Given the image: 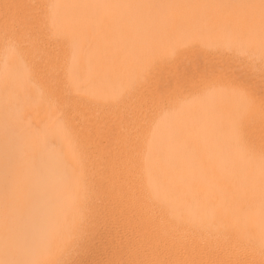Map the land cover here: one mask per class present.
<instances>
[{"label":"bare ground","instance_id":"obj_1","mask_svg":"<svg viewBox=\"0 0 264 264\" xmlns=\"http://www.w3.org/2000/svg\"><path fill=\"white\" fill-rule=\"evenodd\" d=\"M138 11L130 0H0V264H264L263 166L239 156L233 170L203 171L149 153L158 144L130 74ZM97 33L114 55L102 83L90 56L84 74ZM30 216L40 231L22 245Z\"/></svg>","mask_w":264,"mask_h":264},{"label":"rangeland","instance_id":"obj_2","mask_svg":"<svg viewBox=\"0 0 264 264\" xmlns=\"http://www.w3.org/2000/svg\"><path fill=\"white\" fill-rule=\"evenodd\" d=\"M130 1L139 3L138 13L131 15L134 23L130 33L134 40L130 47V74L138 84L134 100L146 102V119L142 115L139 124L142 128L152 124L148 138L155 146L158 144L149 153L163 161L164 157L197 161L200 163L196 169L203 171L233 170L236 167L229 164L239 156L250 157L264 167V0ZM150 9L154 11L149 12ZM110 13L104 11L99 16L106 19ZM95 35L85 39L84 74H88L85 71L90 56L94 58L91 65L97 69L94 82L102 83L105 72L114 64V55L107 46L111 37L105 36V42L99 41V33ZM145 97L149 101L153 98V103ZM167 102L174 105L166 108ZM158 112L164 113L161 116ZM153 119L155 122L151 123ZM107 123L102 129L108 128L103 129L108 135H103L102 130L98 134V139L106 143L114 138L117 126L112 121Z\"/></svg>","mask_w":264,"mask_h":264},{"label":"clouds","instance_id":"obj_3","mask_svg":"<svg viewBox=\"0 0 264 264\" xmlns=\"http://www.w3.org/2000/svg\"><path fill=\"white\" fill-rule=\"evenodd\" d=\"M42 207H43V205H42ZM25 229H26V232L21 235V244L22 245H25L30 238H35V236L40 231L39 225L34 223L31 216L25 222ZM28 233H30L31 235L29 236Z\"/></svg>","mask_w":264,"mask_h":264}]
</instances>
